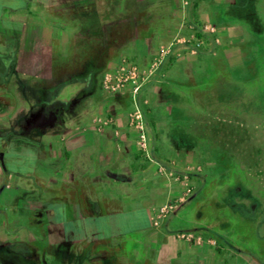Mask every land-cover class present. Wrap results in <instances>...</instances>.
<instances>
[{
    "label": "crops",
    "instance_id": "0c3cea01",
    "mask_svg": "<svg viewBox=\"0 0 264 264\" xmlns=\"http://www.w3.org/2000/svg\"><path fill=\"white\" fill-rule=\"evenodd\" d=\"M28 1L27 7L2 17L21 25L17 49L37 55L40 67H64L69 75H81L85 84L90 67L101 74L114 70L122 59L144 67L159 46L188 37L195 25L215 29L204 37V46L197 52L175 46L140 93L139 101H146L141 108L147 154L139 151L136 132L128 126V114L134 108L130 89L110 95L98 86L100 94L87 91L84 118L72 113L73 123L82 124L49 127L53 133L38 161L50 165L60 159L63 163L54 171L42 169L38 179L52 196L53 206H72L73 219L82 227L97 229L102 221L120 230L127 226L126 218L134 220L136 214L142 218L138 227L125 232L140 235V251L121 255L115 264H135L137 259L141 264H254L242 254L230 256L211 237L201 235L199 227H171L189 212L186 205L205 177L204 151L226 146L227 139L221 137L223 126L218 124L229 126L226 132L237 128L221 106L206 111L202 100L220 99L214 88H230L264 76V53L253 50L248 32L226 16L235 6L233 0H191L188 4L185 0ZM5 85V97H13V84ZM222 95L230 99L232 92ZM216 111L226 118H212ZM97 118H111L112 123L98 125ZM60 127L64 130L58 131ZM159 166L187 174L188 182L159 173ZM6 176L15 178L7 170ZM175 201L177 209L155 227L156 211ZM61 217L54 218L51 226H59ZM183 231L198 233L203 242H182L176 233ZM80 234L73 240V252L98 247L109 258L119 248L118 243L109 247L107 238L87 242Z\"/></svg>",
    "mask_w": 264,
    "mask_h": 264
},
{
    "label": "rangeland",
    "instance_id": "374dc122",
    "mask_svg": "<svg viewBox=\"0 0 264 264\" xmlns=\"http://www.w3.org/2000/svg\"><path fill=\"white\" fill-rule=\"evenodd\" d=\"M28 2L0 0V101L13 107L0 113V264H95L94 261L96 264H115L121 255L130 254L134 249L140 251V235L129 236L125 232L138 227L136 224H140L142 218L138 214L134 220L126 218L128 224L120 230L102 221L97 229L82 227L73 219L72 206H53L52 196L38 179L42 169L54 171L63 163L60 159L50 165L38 161L41 149L48 147L46 144L53 133L49 127L58 123L39 120L40 127H46L34 130L31 121L23 119L28 104L22 99L16 82H24L26 88L30 83L51 87L59 80L69 78L70 84L64 86L59 95H56V85L49 94L36 92H40L42 98L44 96L40 100L43 102L42 111L54 114L59 113L55 103L67 102L78 91L79 82L75 81L76 76L69 75V69L49 68L47 65L35 67L37 61L29 52L17 50L21 25L2 17H8L10 10L27 7ZM233 3L235 6L226 14L227 18L248 32L254 43L253 50L264 53V0H233ZM32 13L34 16L36 12ZM18 64L22 69L17 67ZM1 81L13 84V97H5L6 85ZM226 91L232 92L230 99L222 95ZM94 92L102 93L98 88ZM214 94L221 98L214 101L206 97L201 105H206V111L211 112L221 106L237 128L226 132L229 126L218 124L223 126L221 137L227 139L226 146L204 151L205 163L211 165L207 164L195 197L186 205L189 212L171 227H199L201 235L211 237L219 248L228 250L230 256L238 253L247 256L254 264H264V76L252 82H237L230 88H214ZM27 95L30 96L29 103H33L31 96L34 97L35 93L28 91ZM46 102L49 103L47 109L44 108ZM86 106L88 99L85 97L77 104L69 102L68 110L59 114L64 127L76 122L82 124L83 121L73 123L72 113L83 116ZM39 112L42 113L37 108ZM211 117L226 118L217 111ZM218 125L214 126L218 128ZM60 129L64 130L60 127L58 131ZM6 170L15 178L7 177ZM58 216L63 217L59 218V226H51ZM51 229L55 231L49 233ZM78 231L87 242L107 238L111 241L109 247L118 243L119 248L109 258L103 257L98 247L95 250L78 248V252H73L71 246L76 245L73 240L78 237ZM72 234H75L74 238ZM9 248L14 254L7 251ZM54 252L59 254V260H54ZM140 262L137 259L135 264Z\"/></svg>",
    "mask_w": 264,
    "mask_h": 264
},
{
    "label": "built area",
    "instance_id": "2783aa9c",
    "mask_svg": "<svg viewBox=\"0 0 264 264\" xmlns=\"http://www.w3.org/2000/svg\"><path fill=\"white\" fill-rule=\"evenodd\" d=\"M190 1L191 0H185V4H188ZM214 33L215 29L213 27L197 24L188 37L179 38L170 45L159 46L156 53L150 58L149 62L144 67H139L134 63L122 59L114 70L106 71L102 75L100 88L104 93L114 95L125 89H130L131 91L134 100V108L128 114L127 122L128 126L136 132V144L140 152L144 154H147L148 152L147 132L143 110L141 108V105L146 103V101H139V95L143 91L144 86L160 70L175 46L182 45L191 49V52H197L204 46V37ZM95 123L98 125L111 124L112 119L97 118ZM158 172L165 175L167 174L175 181L187 183L189 180L187 174H176L172 171L167 172L164 166H159ZM177 207L178 202L176 201L161 206L156 211L153 225L158 227L160 222L174 212ZM176 237L183 242L196 245H200L203 242L201 236L192 231L178 232Z\"/></svg>",
    "mask_w": 264,
    "mask_h": 264
},
{
    "label": "trees",
    "instance_id": "16d2710c",
    "mask_svg": "<svg viewBox=\"0 0 264 264\" xmlns=\"http://www.w3.org/2000/svg\"><path fill=\"white\" fill-rule=\"evenodd\" d=\"M193 9H194V6H193ZM17 42H19V39L17 40ZM17 42H16V44L18 45ZM17 48H18V46H17ZM77 53L79 54V52H77ZM30 55H31L32 59H34L35 61H38L37 55H35V54L34 55L30 54ZM30 55H29V57H30ZM37 66L38 65L36 64L35 67H37ZM17 67L20 68L21 65L18 64ZM20 69H22V67ZM87 71L89 72L88 76H87L89 81L85 84V82L82 81L83 80L82 76L76 75L75 81L79 82V89L76 92V94L72 95L67 102H61L60 101V102L55 103V107L59 109L58 114H54V113H51L49 111H46V112L42 111L43 110V108H42L43 102L40 100H43L44 96L42 98V96H40L39 94H40V92H45V93L49 94V92H51L53 89H55L54 86L56 85V88H58V91H56V95H59L58 92L61 91L64 86H67L70 84L71 80L69 78L59 80L57 83H55L51 87L43 86L42 84L34 85V84L30 83L28 85V88H26L25 86H27V85L24 82H21L20 80L18 82H16L18 84L17 87H18V89L22 95V99L28 104V111L23 115V119H25V120L29 119L31 121V124L35 127L34 130H36V131H39V128H42L39 125L40 124L39 120L40 121L41 120L47 121L48 123H53L54 121H56L58 124H63L62 123L63 119L61 118V116L59 114L63 113L64 110H66V111L68 110L69 102L72 104H77L78 102H80L81 98L86 97L87 91H88V93H91V92H94L95 88H98V86L100 87L101 77L106 72V71H103L101 74H99V70H97L96 68H91V67L88 68ZM73 76H75V75H73ZM33 80H35V79H33ZM33 80H31V81H33ZM39 81L41 82L40 79H39ZM1 83L5 84V81L4 82L1 81ZM28 91L35 93L34 97H33V95L31 96L33 103H29V101H28L30 99V96L27 95ZM38 91H40V92L37 94L36 92H38ZM5 95H6V93H5ZM49 102H52V101H49ZM48 104L49 103L46 102L44 104L45 107L44 106L43 107L46 109L49 108ZM50 106H52V105H50ZM8 107H9V104L6 101H0V113L6 112ZM37 108H39V110L42 113L39 112L40 114H38ZM0 192H1V190H0Z\"/></svg>",
    "mask_w": 264,
    "mask_h": 264
},
{
    "label": "flooded vegetation",
    "instance_id": "af4514ba",
    "mask_svg": "<svg viewBox=\"0 0 264 264\" xmlns=\"http://www.w3.org/2000/svg\"><path fill=\"white\" fill-rule=\"evenodd\" d=\"M7 251H9V252L11 251V253H13V250L10 249V248L7 249ZM13 254H14V253H13ZM53 254H54V260H59V257H58L59 254H58L57 252H54ZM24 258H25V257H24ZM36 259H37V258H36V256H35L34 260H36ZM4 264H5V263H4Z\"/></svg>",
    "mask_w": 264,
    "mask_h": 264
}]
</instances>
